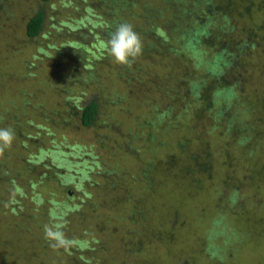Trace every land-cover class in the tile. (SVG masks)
I'll return each mask as SVG.
<instances>
[{
	"label": "rangeland",
	"instance_id": "1",
	"mask_svg": "<svg viewBox=\"0 0 264 264\" xmlns=\"http://www.w3.org/2000/svg\"><path fill=\"white\" fill-rule=\"evenodd\" d=\"M185 1L101 10L102 0H0V129L14 133L0 153V264H264V49L231 69L230 102L197 96L207 74L164 47L183 43L172 22ZM249 1L214 31L229 25L238 40L264 26L260 1ZM39 12L43 30L30 39ZM113 20L143 31L141 54L151 51L126 71L104 48ZM219 45L201 55L211 60ZM104 53L97 89L89 62ZM93 98L98 121L85 128ZM47 229L64 243L51 247Z\"/></svg>",
	"mask_w": 264,
	"mask_h": 264
},
{
	"label": "trees",
	"instance_id": "2",
	"mask_svg": "<svg viewBox=\"0 0 264 264\" xmlns=\"http://www.w3.org/2000/svg\"><path fill=\"white\" fill-rule=\"evenodd\" d=\"M43 4H48L51 0H40ZM111 0H102V2H98L99 7L101 10L104 9V6L107 2ZM167 0H163L166 2ZM192 7L190 5V0L181 3L182 7L178 10V13L175 15L176 20L172 23L177 25V28L181 32V40L183 43L180 47L174 46L176 45L174 42L167 43L164 47H168L167 51L169 53H173L175 57L178 56V60H182L186 62L188 65L193 58L196 60L195 65L199 68L201 66L202 72L200 76L206 75V78L209 79L208 83H203L202 80H199V85L194 84V92L197 96L203 98L204 100L210 99L213 97L214 100H218V97L223 99L225 96L230 100L235 97V93L231 86L235 83L239 82V79L232 77V83L226 78L229 73H231V69L237 68L239 66H244V60L248 57L249 54L255 52V50L264 49V26L263 24H251L243 29L244 31V38L240 35L242 39H236V33L233 31L229 33V25H226L224 30L219 31L218 33L214 31L212 25L216 24L220 20L224 22H231L233 19L241 18L243 16L242 8L244 7L243 4L248 2L249 5L253 6L252 1L247 0H226L223 4V0H192ZM255 1V0H254ZM260 3L257 12H261L264 14V0H259ZM161 2V1H160ZM111 3V2H109ZM159 3V2H158ZM162 4V3H159ZM134 2L125 5L120 9L130 10L133 8ZM177 5V4H174ZM119 6H117L118 8ZM116 8V9H117ZM114 9V11L116 10ZM105 15H109V13L113 14L112 9H105ZM148 12V10H147ZM189 12V13H188ZM245 12L248 13V17L252 14V9L248 6L245 8ZM181 15V16H180ZM123 16V15H122ZM125 16V15H124ZM123 16V18H124ZM121 17V16H120ZM202 19V20H201ZM111 20V19H110ZM188 20L191 22L189 23ZM45 22L44 14L39 12L35 16L31 17L29 22L26 26V35L30 39L36 38L43 30ZM213 22V23H212ZM124 21H119L117 23L116 20L110 22V24L105 28L104 31H101V34L104 35L103 40H107L110 38L111 33L117 28V26ZM150 30V29H147ZM143 31H139L138 35H142ZM145 33V32H144ZM238 33V32H237ZM219 38V39H218ZM221 41V42H219ZM219 45V54L213 56L210 60L204 58L203 51L200 48L204 47H214ZM199 47V49H197ZM189 50L191 51L189 54ZM82 57L84 54L81 51H76ZM106 53V52H105ZM101 54L98 59H94L89 62V76L87 84L94 85V88L101 89L98 80H101V76L93 77L95 72H100L101 70L97 71L98 66L103 65L107 66L106 60L104 59L107 57V54ZM151 51L150 49L144 50V53L141 54L142 58H145L144 55L149 57ZM248 59V58H247ZM134 62H132L133 64ZM131 64V65H132ZM206 64V66H204ZM122 67L126 71V69H130L128 66H119ZM119 76L123 77V81L125 78L130 80L129 75H125L124 73L119 72ZM132 76V75H131ZM155 76V75H154ZM125 77V78H124ZM230 78V77H229ZM216 82L220 84L221 90H216L212 84V82ZM82 82V81H81ZM126 82V81H125ZM152 86H155L159 90H164V82L161 81H151ZM86 85V84H85ZM96 85V86H95ZM178 88V87H177ZM171 92V91H170ZM168 93V92H167ZM176 95V92H175ZM174 95V97H175ZM99 100L97 98H93L88 104L84 105L81 110V124L85 128L94 127L97 124L98 116H99ZM256 118V117H255ZM257 118L255 119V121ZM230 129H233L230 128ZM249 134V133H248Z\"/></svg>",
	"mask_w": 264,
	"mask_h": 264
},
{
	"label": "clouds",
	"instance_id": "3",
	"mask_svg": "<svg viewBox=\"0 0 264 264\" xmlns=\"http://www.w3.org/2000/svg\"><path fill=\"white\" fill-rule=\"evenodd\" d=\"M142 47L138 33L129 23L119 24L104 44L105 50L115 63L128 67H131L132 62L141 55ZM13 139L14 133L10 129H0V153L11 147ZM46 237L53 238L54 242L50 245L53 248L64 243L62 234L51 229L46 230Z\"/></svg>",
	"mask_w": 264,
	"mask_h": 264
}]
</instances>
